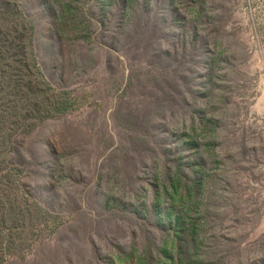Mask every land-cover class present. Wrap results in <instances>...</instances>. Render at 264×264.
I'll list each match as a JSON object with an SVG mask.
<instances>
[{
	"label": "rangeland",
	"instance_id": "374dc122",
	"mask_svg": "<svg viewBox=\"0 0 264 264\" xmlns=\"http://www.w3.org/2000/svg\"><path fill=\"white\" fill-rule=\"evenodd\" d=\"M16 1L73 107L5 153L50 216L0 264H264V0Z\"/></svg>",
	"mask_w": 264,
	"mask_h": 264
},
{
	"label": "trees",
	"instance_id": "16d2710c",
	"mask_svg": "<svg viewBox=\"0 0 264 264\" xmlns=\"http://www.w3.org/2000/svg\"><path fill=\"white\" fill-rule=\"evenodd\" d=\"M72 107L70 93L54 90L42 75L32 50L31 24L17 1L0 0V262L22 255L29 246L26 238L37 235L31 222L50 216L32 202L22 188L20 168L5 153L17 132H28Z\"/></svg>",
	"mask_w": 264,
	"mask_h": 264
}]
</instances>
